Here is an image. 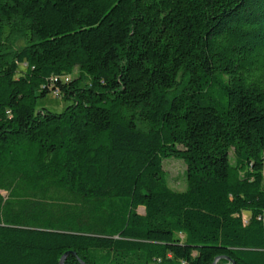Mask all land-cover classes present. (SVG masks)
<instances>
[{
	"label": "trees",
	"instance_id": "obj_1",
	"mask_svg": "<svg viewBox=\"0 0 264 264\" xmlns=\"http://www.w3.org/2000/svg\"><path fill=\"white\" fill-rule=\"evenodd\" d=\"M67 253L264 264V0H0V264Z\"/></svg>",
	"mask_w": 264,
	"mask_h": 264
},
{
	"label": "rangeland",
	"instance_id": "obj_2",
	"mask_svg": "<svg viewBox=\"0 0 264 264\" xmlns=\"http://www.w3.org/2000/svg\"><path fill=\"white\" fill-rule=\"evenodd\" d=\"M24 47V41L20 40L16 45V49ZM68 103L63 101L60 97H57L54 93H50L45 98L39 99L37 103L38 110L47 109L54 114H62ZM232 163L236 165L233 153H231ZM165 171L169 176L170 187L175 191H184L186 188L185 172L186 165L182 161L176 159L167 160L164 163ZM4 196H6L4 194ZM140 213H144L143 209H140ZM249 218V215L244 214L245 221Z\"/></svg>",
	"mask_w": 264,
	"mask_h": 264
},
{
	"label": "water",
	"instance_id": "obj_3",
	"mask_svg": "<svg viewBox=\"0 0 264 264\" xmlns=\"http://www.w3.org/2000/svg\"><path fill=\"white\" fill-rule=\"evenodd\" d=\"M68 255H70V253H67V254L64 255V257H63L62 260H61V264H64V261H65V259H66V257H67ZM73 255L75 256L76 254L74 253ZM218 260H219V259H217L216 262H217ZM80 263L83 264L82 262H80ZM233 264H234V263H233Z\"/></svg>",
	"mask_w": 264,
	"mask_h": 264
}]
</instances>
